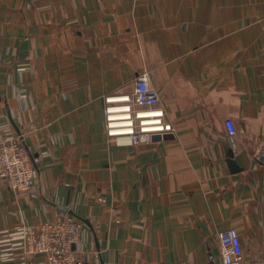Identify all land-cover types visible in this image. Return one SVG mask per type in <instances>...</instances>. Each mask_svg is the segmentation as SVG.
Instances as JSON below:
<instances>
[{
  "label": "crops",
  "instance_id": "1",
  "mask_svg": "<svg viewBox=\"0 0 264 264\" xmlns=\"http://www.w3.org/2000/svg\"><path fill=\"white\" fill-rule=\"evenodd\" d=\"M143 70L174 130L109 136L105 98ZM19 136L40 191L0 181V264H47L21 227L68 214L82 264H222L228 227L264 253V0H0V139Z\"/></svg>",
  "mask_w": 264,
  "mask_h": 264
},
{
  "label": "built area",
  "instance_id": "2",
  "mask_svg": "<svg viewBox=\"0 0 264 264\" xmlns=\"http://www.w3.org/2000/svg\"><path fill=\"white\" fill-rule=\"evenodd\" d=\"M105 101V125L109 136H126L136 142L143 135L173 131L172 124L164 119V109L154 107L159 102V94L150 87L147 72L135 77L132 93L110 95ZM39 161V157L25 145L22 136L0 139V181L8 187L21 192H39ZM82 225L80 219L69 214L41 223L25 224L19 237L20 250L26 255L43 257L47 264H82L75 248ZM217 238L222 264H264V253L254 258L245 256L235 227L220 229ZM13 248L5 247L6 250Z\"/></svg>",
  "mask_w": 264,
  "mask_h": 264
},
{
  "label": "water",
  "instance_id": "3",
  "mask_svg": "<svg viewBox=\"0 0 264 264\" xmlns=\"http://www.w3.org/2000/svg\"><path fill=\"white\" fill-rule=\"evenodd\" d=\"M169 136L168 133H163V134H160V133H154L152 134V138L153 139H162V138H167ZM229 165L230 167L233 169V170H238V167L234 164V162L232 161L231 157H232V152H229ZM72 212V211H70ZM85 223L89 224V221L86 220V219H82Z\"/></svg>",
  "mask_w": 264,
  "mask_h": 264
},
{
  "label": "rangeland",
  "instance_id": "4",
  "mask_svg": "<svg viewBox=\"0 0 264 264\" xmlns=\"http://www.w3.org/2000/svg\"><path fill=\"white\" fill-rule=\"evenodd\" d=\"M141 72H146V71H141ZM140 72V73H141ZM167 122H169V121H167ZM169 123H171V122H169ZM172 124V123H171ZM231 125V124H230ZM229 125V131H230V133L231 134H235L237 131H238V128H236V127H232V125L230 126ZM173 126V125H172ZM173 130H174V127H173ZM137 142V141H136ZM254 158L257 160V161H262L263 160V155L259 152V151H257L256 153H255V155H254ZM59 218V217H58ZM55 219H57V218H55ZM28 224V223H27ZM25 225V224H24ZM24 225H22V226H24ZM22 228V227H21ZM219 231V230H218Z\"/></svg>",
  "mask_w": 264,
  "mask_h": 264
}]
</instances>
